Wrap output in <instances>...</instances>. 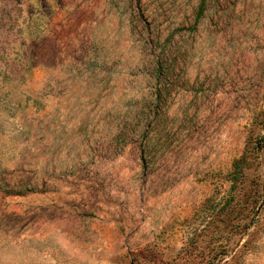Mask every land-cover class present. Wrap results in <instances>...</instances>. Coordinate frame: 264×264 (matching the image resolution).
<instances>
[{
    "label": "rangeland",
    "instance_id": "374dc122",
    "mask_svg": "<svg viewBox=\"0 0 264 264\" xmlns=\"http://www.w3.org/2000/svg\"><path fill=\"white\" fill-rule=\"evenodd\" d=\"M0 264H264V0H0Z\"/></svg>",
    "mask_w": 264,
    "mask_h": 264
},
{
    "label": "crops",
    "instance_id": "0c3cea01",
    "mask_svg": "<svg viewBox=\"0 0 264 264\" xmlns=\"http://www.w3.org/2000/svg\"><path fill=\"white\" fill-rule=\"evenodd\" d=\"M120 209H121V206L118 207L117 205H111V206L105 205L101 211L99 210V212L103 215V218L105 220L113 219V222L116 223V219L117 218L119 219L118 214L121 211ZM69 211H70V207L68 205H65V212L67 213ZM68 219H69L68 215L64 217L59 216L57 217L56 222L57 224H61L63 221H68Z\"/></svg>",
    "mask_w": 264,
    "mask_h": 264
}]
</instances>
